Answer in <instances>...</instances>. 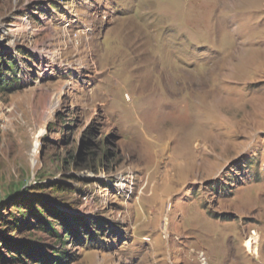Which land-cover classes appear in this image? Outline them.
<instances>
[{"label": "rangeland", "instance_id": "1", "mask_svg": "<svg viewBox=\"0 0 264 264\" xmlns=\"http://www.w3.org/2000/svg\"><path fill=\"white\" fill-rule=\"evenodd\" d=\"M0 56V264H264V0H0Z\"/></svg>", "mask_w": 264, "mask_h": 264}, {"label": "trees", "instance_id": "2", "mask_svg": "<svg viewBox=\"0 0 264 264\" xmlns=\"http://www.w3.org/2000/svg\"><path fill=\"white\" fill-rule=\"evenodd\" d=\"M17 69V63L14 62L13 59L6 58L5 56H0V93L18 90L20 82L17 78ZM9 76L14 77L10 78ZM49 212L54 215V217L59 216V214L56 213L53 209H50ZM49 226H53V223H48L47 221L43 222L44 229L49 228ZM50 230L53 231L51 227ZM47 260L48 259H46V261Z\"/></svg>", "mask_w": 264, "mask_h": 264}, {"label": "built area", "instance_id": "3", "mask_svg": "<svg viewBox=\"0 0 264 264\" xmlns=\"http://www.w3.org/2000/svg\"><path fill=\"white\" fill-rule=\"evenodd\" d=\"M259 235L254 231L251 233L250 237H249V242L251 245V250L249 251V253L253 254V255H257L258 251H256V248L259 249ZM248 249V248H247Z\"/></svg>", "mask_w": 264, "mask_h": 264}, {"label": "bare ground", "instance_id": "4", "mask_svg": "<svg viewBox=\"0 0 264 264\" xmlns=\"http://www.w3.org/2000/svg\"><path fill=\"white\" fill-rule=\"evenodd\" d=\"M37 150L36 149H34V151L32 152V155H31V162H32V166H36V164H37V152H36ZM170 167V164H168L167 165V168H169ZM167 223L168 222H166L165 223V225H164V228H165V230H168V225H167ZM247 248H248V250L250 251L251 250V245H250V242L249 241H247ZM256 251H258V248H256Z\"/></svg>", "mask_w": 264, "mask_h": 264}]
</instances>
